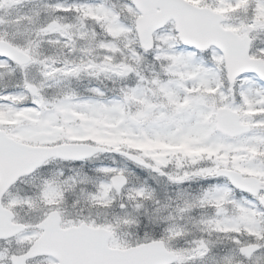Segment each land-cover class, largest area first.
I'll return each instance as SVG.
<instances>
[{
	"label": "snow or ice",
	"instance_id": "1",
	"mask_svg": "<svg viewBox=\"0 0 264 264\" xmlns=\"http://www.w3.org/2000/svg\"><path fill=\"white\" fill-rule=\"evenodd\" d=\"M0 264H264V0H0Z\"/></svg>",
	"mask_w": 264,
	"mask_h": 264
}]
</instances>
